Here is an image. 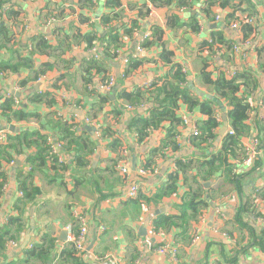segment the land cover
<instances>
[{
	"label": "crops",
	"instance_id": "obj_1",
	"mask_svg": "<svg viewBox=\"0 0 264 264\" xmlns=\"http://www.w3.org/2000/svg\"><path fill=\"white\" fill-rule=\"evenodd\" d=\"M92 1L94 8L86 10L78 0H0L1 11L12 7L19 12L18 18L15 17L18 22L14 26L16 38L11 39L6 48H0V62L5 63L9 59L11 62H17L21 58L18 51L24 56L34 35L41 34L53 47L48 48L45 53H33L31 68L20 66L15 71L0 70L6 72L0 74V99L7 93L18 94V97L14 95L19 101L18 108L30 114L26 119L6 120L0 113V130H7L6 139L0 144L8 142V135L27 132L42 134L47 137V141L51 139L52 142L64 146L61 150V168L53 170L46 166L34 170V184L38 193L34 201L29 202L24 209V225L15 240L16 244L7 243L0 253V264H68L60 261L59 247L64 246L66 241V225L70 222L77 224L78 217L84 219L87 228L86 250L82 255L84 264H98L95 256L108 254L120 264H228L225 259L236 252L237 257L233 264H263L264 250L260 248L258 240L262 230L253 220V215L257 210L264 209V203L254 202L253 197L256 189L264 186V148L261 141L264 105L259 102L264 96V49L261 55L258 51L264 48V0H231L224 8L214 6L208 18H203L200 14L206 0H189L185 10L178 6L179 0H173L170 6L160 7L154 6L150 0H120L122 17L118 19L117 27L131 19L142 18L139 20L140 30L133 36L122 35V47L117 50L116 57L103 67L107 68L105 71L108 77L115 78L116 90L112 93L114 99L105 93L108 92L104 88L107 82L104 83L105 76L95 69L86 70L87 62L94 56L92 48L97 49V59L100 58L101 43L96 41L91 47H87L85 42L70 43L72 36L77 32L83 34L96 31L99 37H102L109 31L108 27L100 23V18L102 14L114 9L107 7L108 0ZM233 10L247 13L254 18V29L252 28L248 35L254 36L248 47L239 43L237 34L228 26ZM1 13L4 15V12ZM173 15L177 16L178 23L167 27V21L175 20ZM196 16L200 20V29L193 33L188 25ZM217 16L219 19H216ZM234 18L233 15L232 19ZM212 24L216 27L211 28ZM152 27L162 29V33L154 38L158 41L155 40L150 47H142L143 51H138L142 35L147 31L152 32ZM140 31H143L142 35L139 34ZM214 31L220 33L218 36L228 47L218 44L213 46L217 50L213 54V64L208 68L212 73L211 77L215 76L213 69H217L224 74L227 71V76L229 72H248L255 79L256 86L250 96L254 106L253 113L246 121L249 131L240 138V142L245 146L254 137L259 140L260 166L242 179L240 191L218 175L207 180L200 177L203 187L204 183L210 182L204 189L209 191L213 200L210 201L209 207L202 211L206 213L204 224L200 223L199 216L195 222L190 220L188 232L183 231L182 235L187 237L185 242L180 243L175 238L180 229L165 231V240L179 244L178 259L174 261L168 255L156 252L160 241L157 237H150L149 227L154 218L178 213V205L187 190L182 182V175H179V186L175 194L160 198L153 196L167 184V177L174 169L177 159L184 160L192 156L203 158L219 149L220 140L217 143L212 141L208 148L212 150L210 152L207 148L192 149L187 139L191 135L193 121L206 116L198 108L190 110L181 102L178 113L181 116L186 115L188 122L180 127V136L177 137L180 149L166 157L156 158L155 174L146 178L139 177L138 170L144 168L149 153L159 145L164 132L156 131L140 142L137 134L128 129V120L136 110L146 116L147 108L155 105L154 98L146 95V98H142L143 104L132 111L126 108V102L117 101V92L130 91L134 87L142 88L145 83L152 81H158V85H161L160 79L170 70V64L161 56L166 50L172 53V64L183 68L186 75L185 88L201 99H204V95L214 96L211 88L202 84L199 76L204 56L198 52L200 43L212 41ZM233 43L238 45L239 51L232 49ZM22 49L26 50L23 52ZM136 59L142 63L123 76L122 72L130 61ZM158 85L151 87L154 96L159 94ZM218 101L220 106L224 107V103ZM120 105L123 107L122 111L116 115L114 110ZM222 107L218 111L225 114L226 110H221ZM85 118H90L91 121L87 123ZM93 121H97L103 129L111 126L118 132L121 145L115 151L108 146L112 137L96 139L91 130L94 127ZM58 123L71 125L76 133L75 137L80 141L92 143V151L85 149L76 152L72 145L68 147L61 138L62 131ZM11 127L14 130H11ZM35 151L36 147L30 145L22 153L12 152V161L6 163L1 160L8 173V179L0 194V225L8 216L16 214L14 205L20 197L15 171L22 166L29 169L25 158ZM76 153L81 160H85L84 166L78 164L79 157L77 158ZM117 162L127 165L128 177L114 168ZM192 172L196 173L195 170ZM192 172L188 174L190 178ZM134 182L138 183L137 196L128 199L126 192L129 184ZM140 195L145 198L138 200ZM233 196H236V202L229 199ZM150 197L152 198L146 202ZM214 205L223 216V222L220 221V216L213 212ZM240 205H244L240 221L245 222L247 228L235 223ZM31 218L33 229L30 228ZM217 225L220 233L213 232ZM197 226L200 231L198 238L193 241ZM99 227L104 229L100 230ZM248 227L255 232V237ZM222 232H226L228 237L222 236ZM26 235H29V238L22 248ZM44 238L56 242L47 260L28 257L27 251L32 244H41Z\"/></svg>",
	"mask_w": 264,
	"mask_h": 264
},
{
	"label": "trees",
	"instance_id": "obj_2",
	"mask_svg": "<svg viewBox=\"0 0 264 264\" xmlns=\"http://www.w3.org/2000/svg\"><path fill=\"white\" fill-rule=\"evenodd\" d=\"M81 6L84 9L94 8V3L92 0H78ZM154 6H170L173 0H150ZM231 0H206L203 8L200 10V14L203 15V18H208L214 6L225 7ZM107 7L112 8L109 13L101 15L100 23L108 27L107 31L102 37L96 33V31L88 33H79L77 32L70 43H80L85 42L87 47H91L96 41L101 43L102 53L99 59L91 57L87 62L86 70L95 69L96 72L102 73L105 77L104 83L108 80V74L106 73L107 68H103L107 62L112 60L117 55V50L122 47V35L133 36L136 32L140 30L139 19H131L126 23H122L117 27V21L122 17V9L120 0H108ZM189 0H179L178 6H187ZM120 7V8H119ZM2 9L0 3V11ZM4 12V15L1 13ZM0 16L4 19H0V48H6L7 43H10L11 39H15L14 26L18 23L15 19L18 18V10L12 9L9 7L7 10L1 11ZM148 11H146L147 13ZM233 15L236 13L233 10ZM233 15L229 20H232ZM249 15V14H248ZM143 16V13H142ZM173 21H167V27L174 26L178 23L177 16L173 15ZM173 17L171 19H173ZM227 22V20H226ZM188 27L197 33L200 29V20L195 17L194 21H191ZM243 33V37L246 38L249 33L252 31V27L249 24H242L240 26ZM151 38L146 39L141 43V46L148 48L155 42L156 35L162 33L160 27H152ZM220 33L218 31L212 32V42L203 41L198 46V52L202 54V51H208L209 56L203 57L202 67L199 72L202 84L208 85L213 95L212 97L201 99L196 94L192 93L190 90L184 87V82H186L185 73L182 71L180 65L172 64L170 56L172 55L169 51H164L162 57L170 64V70L168 73L160 79L162 82L161 85H158V81H152L150 87H134L130 91L120 90L117 92V101L126 102L125 105L134 106L135 109L140 107L143 104L142 98L149 95L153 96L155 105L147 108L148 114L144 116L137 112L133 113L131 118L128 120V129L134 131L137 134L138 140L140 142L148 138L150 134L158 131L164 132L162 138H160L159 145L154 148L148 155L147 162L144 164V168L152 171L155 167L156 158L166 157L173 154L174 152L180 149V143L177 141V137L180 136V127L184 125V121L181 115L178 113L180 103H184L188 109L193 110L198 108L201 113L206 116V118L200 119L197 122V129L199 130L198 135H190L187 139L189 145L192 146V149L203 150V148H209L212 145V141L217 139L218 133L217 128L220 125V122L217 121L215 115L219 112L218 109L221 101L224 103L221 104L225 108V117L230 125V128L233 129L234 134L229 135L225 133L220 138L219 149L216 152H210L211 149H208L210 152L203 158L200 157H190L187 159H177L175 162V167L172 172L167 177V184L161 188L153 197L160 198L162 196H167L169 194H175L179 186V175H182V182L186 186L187 190L184 196L181 199L180 204L178 205V213L171 215H163L152 220L153 227L158 231H170L172 228L180 229L176 233L175 238L178 242H185L187 237L184 238L183 231L186 233L189 230L190 220L194 222L198 219V216L202 211L206 210L209 207L210 201L213 200V196L209 193L208 190L204 189L200 177L202 180H207L212 176H220L223 180L229 181L234 185L238 191L242 187V179L248 174L253 172L256 168L260 166L259 161H255L254 167L248 170H239L236 167V162L240 161L244 157L243 145L240 142V138L248 133L249 126L246 121L250 115V111L253 106L248 102L253 89L256 86L255 79L248 72H234V75L227 77L222 71L215 73L214 77H211V71H208L209 65L213 64L214 53L217 49H214L215 44L226 46L225 42L220 38ZM249 37V36H248ZM154 39V41H153ZM158 41V40H156ZM32 49L27 50L22 49L24 56L21 52L18 51V54L21 58L17 62H11L10 59L5 61V63L0 62V70L3 71H15L20 66H26V68L32 67L33 62V53L44 52L53 47L48 44L47 40L40 35H34L31 38ZM70 45V44H69ZM228 47V46H226ZM264 48L258 50L259 54ZM264 57V55H263ZM142 63L141 60L136 59L130 61L127 68L122 72L123 76L127 75L129 71L138 68ZM172 67V68H171ZM102 69V70H100ZM42 72V71H41ZM107 79V80H106ZM89 82V77L86 78ZM158 85V95H152L153 90L152 86ZM161 95V96H160ZM33 97V96H32ZM34 98V97H33ZM152 98V97H151ZM37 100V99H36ZM264 102V96L262 97ZM122 105L118 106L114 113L119 115L122 111ZM0 113L7 119H26L29 113L23 111V109L14 107V97L4 96L0 99ZM221 114V112H219ZM222 115V114H221ZM62 131V140L65 141L66 145L70 147L72 145L73 150L76 152L78 150L92 151V143L89 141H80L78 137H75V131L72 129L71 125H64L62 123L57 124ZM161 130V131H160ZM102 138L103 137H112L108 141V146L112 150H116L121 145V140L115 129H112L111 126H107L105 129H102ZM68 137L69 139H66ZM7 143L2 145L0 144V194L2 193V188L4 183L8 179V173L1 162L5 160L6 163L12 161V152L13 153H22V151L34 145L36 151L33 154H28L25 158V162L29 164V169H24L18 167L15 171V179L17 183L18 191H22V196H19L17 203L14 205L16 208V214L8 216L6 221L0 225V253L5 248L9 240L15 241L20 233L21 228L24 225L23 213L26 205L29 202H33L38 189L34 184L35 180V171L37 169H43L46 166L50 169L57 170L63 166L62 163L58 162L56 155L50 153V147L47 142V137L39 133H27L19 132L18 134L8 135ZM262 148H264V129H262ZM64 147V146H63ZM165 148L170 149V153L164 151ZM194 151V150H193ZM206 151V152H208ZM77 154V158L79 154ZM79 165H85V160H81L80 157L77 159ZM35 170V171H34ZM195 170L196 173L192 171ZM192 172L193 175L190 178L188 174ZM190 178V179H189ZM256 196L264 201V186L258 188L256 191ZM140 198H145L143 195L138 196ZM152 197L147 198L149 201ZM244 209V205H240L235 218V223H239L242 228H247L245 222L240 221L241 210ZM74 230H78V222L73 223ZM250 233L254 234L255 232L252 228L248 227ZM260 248L264 250V230L258 235ZM180 242V243H181ZM56 242L50 238H44L41 241V244L34 245L27 251L28 257H38L47 260L48 255L53 252ZM158 244L157 246H159ZM237 253V252H236ZM233 253L228 256L225 261L228 264H233L237 257V254ZM59 258L62 263L68 264H84L82 259V253L78 252L73 242H67L59 253Z\"/></svg>",
	"mask_w": 264,
	"mask_h": 264
},
{
	"label": "built area",
	"instance_id": "obj_3",
	"mask_svg": "<svg viewBox=\"0 0 264 264\" xmlns=\"http://www.w3.org/2000/svg\"><path fill=\"white\" fill-rule=\"evenodd\" d=\"M185 8H186L185 6L181 7L182 10H185ZM234 16H235V18L232 19L231 21H229L228 26H229V28L231 30H233L237 34L238 39H239V43H241L244 47H248L250 45V42L252 41V37L254 35L251 34L248 38H244L240 26L242 24H249L252 27H254V24H255L254 18L251 15H248L247 13H241V12H236L234 14ZM216 19H219L218 16L216 17ZM15 38H16V34H15ZM150 38H151V31L145 32L142 35V37H141V43L144 40L150 39ZM209 42H212V41L210 40ZM141 43L137 47L138 51H140V52L143 51ZM28 49L30 50L31 46H29ZM232 49L234 51H239V47L235 43L232 44ZM92 52H93V55H94L93 57L97 59V57H98L97 56V49L95 47L92 48ZM208 54H209L208 51H205V50L202 51V55L204 57L209 56ZM181 69L184 72L183 68H181ZM217 72L218 71H216V69H213V73L214 74L217 73ZM5 73L6 72H0V74H5ZM225 74H226V76L228 75L227 71H226ZM232 75H234V72H231V73L229 72V76H227V77H231ZM114 84H115V78L113 76H110V77H108L107 82L104 84V88L106 89V91H110L112 88H114ZM151 85H152V82H148V83H145V85L143 87H150ZM5 96H11V94L7 93ZM248 102L252 106V102H251L250 98H248ZM259 102H260V105H264V102L262 100H260ZM18 104H19V101L17 100L16 97H14V107L15 108L18 107ZM126 108L128 110H132V111L135 109L134 106H131V105H128V104L126 105ZM252 109L250 111V115L253 113ZM222 115L219 112L215 115L217 121L220 122V125L217 128V133H218V131H219V129L222 126V123H223V121H222L223 120L222 119L223 116ZM250 115H249V117H250ZM181 117H182V119L184 121V124L186 122H188V119H187L186 115L185 116L182 115ZM249 117H248V119H249ZM85 121L87 123H89L91 121V119L90 118H85ZM197 122H198V119L193 121L194 125L191 128V134L194 135V136L199 134V130L196 127L197 126L196 125ZM92 124L94 126L93 128H94V133H95L96 139L97 140L102 139V134L101 133H102V129L103 128L100 126V124H98L97 121L96 122L93 121ZM225 133H228L229 135H233L234 134V131H233L232 128H230L229 123H228V126H227V129H226ZM6 136H7V130H0V142H3L6 139ZM47 142H48L49 147H50V153L52 155H56V157L58 158V162L62 163V158H61V150L63 149L62 144L61 143H54V142L51 141V139H48ZM243 150H244V157L240 161L236 162V167L238 169L248 170V169L254 167L255 161H258V158L260 156L259 140L254 137L249 142L248 145L243 146ZM164 151L166 153H170V149H168V148H165ZM124 154H125V151L123 152V155ZM114 168L119 173L124 175L125 177H128V175H129L128 168H127V165L124 164L123 162L122 163L121 162H117L114 165ZM155 168L156 167H154L152 171H149L148 169H145V168L142 167V168H140L138 170V176L139 177H143V178L151 176V175H153V174H155L157 172V170ZM257 190L258 189H256V191ZM137 191H138V183L137 182L129 184V188H128L127 192H126V197L128 199H134L137 196ZM256 191H255V193H256ZM18 194H19V196H22V191H18ZM229 199L231 201H235V202L237 201L236 196H233V197H231ZM253 201L254 202H258V204L259 203H264V201H262L259 197H257L256 194H254ZM212 210L218 216H220V221L223 222L224 218H223V216H221L218 207H216L214 205ZM253 220L255 221V223H257L261 227V230L262 229L264 230V209L257 210L255 215H253ZM199 221H200L201 224L205 223V221H206V213L205 212H202L199 215ZM77 222H78V230L77 231L74 230V225H73L72 222H70V223H68L66 225L65 232H66L67 235H66V241L64 242V245L67 242H73V245H74L75 249L78 252L82 253V255H84L85 254V250H86L85 249V235H86L87 228H86L85 221H84V219L82 217H78ZM218 223H219V221H218ZM99 228H100V230L104 229L103 227H99ZM199 231H200V227L197 226L196 229H195V232H194L193 239H192L193 241H195L198 238ZM213 232L214 233H220L218 225L213 228ZM149 233H150V237H157L159 239V241H160V245L155 249L158 254L168 255L174 261H176L178 259L177 255H178L179 244L176 243V242L173 243V241H170V240H165V238L167 237L165 231H162V230H158L157 231L153 227L152 222H151L150 223V227H149ZM221 235L224 236V237H228L226 232H222ZM7 243H8V245H15L16 241L9 240ZM62 247H59V249H62ZM95 258L98 261V264H107V263H109V264H120L119 261L116 258H114L112 255H110V254L105 255V256H100V257L95 256ZM262 259H263V264H264V252L262 253Z\"/></svg>",
	"mask_w": 264,
	"mask_h": 264
},
{
	"label": "water",
	"instance_id": "obj_4",
	"mask_svg": "<svg viewBox=\"0 0 264 264\" xmlns=\"http://www.w3.org/2000/svg\"><path fill=\"white\" fill-rule=\"evenodd\" d=\"M214 27H216V25H215V24H212V25H211V28H214ZM139 34L142 35V34H143V31H140ZM115 90H116V87L112 88L110 91L105 92V93H107L108 95H110V96L114 99V95H113L112 93H114ZM109 93H111V94H109ZM12 95H13V94H12ZM14 95L18 97V94H14ZM14 95H13V96H14ZM15 96H14V97H15ZM222 116H223V118H222V119H223V120H222L223 123H222V126L220 127V129H219V131H218V136H217V139L215 140L216 143L220 140V137H221L222 135L225 134L226 129H227V126H228V122H227V120H226L225 115L223 114ZM10 129H11V130H14L13 127H11ZM91 130H92V133H94V132H93L94 129L92 128ZM210 181H212V179H210ZM209 185H210V182L204 183V187H208ZM30 215L32 216V212H31ZM30 220H31L30 228L33 229V227H34L33 219L31 218ZM28 238H29V235H26V238H25V240L23 241V244H22V248L26 245V243H27V241H28Z\"/></svg>",
	"mask_w": 264,
	"mask_h": 264
},
{
	"label": "rangeland",
	"instance_id": "obj_5",
	"mask_svg": "<svg viewBox=\"0 0 264 264\" xmlns=\"http://www.w3.org/2000/svg\"><path fill=\"white\" fill-rule=\"evenodd\" d=\"M209 96L208 95H204V98H208ZM227 120V119H226ZM239 170H242V169H239ZM243 171H245V170H243Z\"/></svg>",
	"mask_w": 264,
	"mask_h": 264
}]
</instances>
